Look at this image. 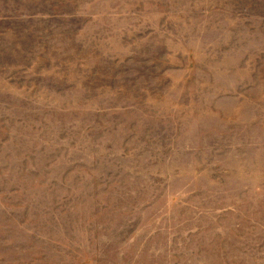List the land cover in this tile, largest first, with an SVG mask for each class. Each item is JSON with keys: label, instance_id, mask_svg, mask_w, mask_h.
Here are the masks:
<instances>
[{"label": "rangeland", "instance_id": "rangeland-1", "mask_svg": "<svg viewBox=\"0 0 264 264\" xmlns=\"http://www.w3.org/2000/svg\"><path fill=\"white\" fill-rule=\"evenodd\" d=\"M0 264H264V0H0Z\"/></svg>", "mask_w": 264, "mask_h": 264}]
</instances>
